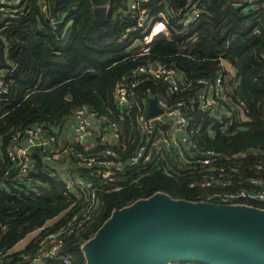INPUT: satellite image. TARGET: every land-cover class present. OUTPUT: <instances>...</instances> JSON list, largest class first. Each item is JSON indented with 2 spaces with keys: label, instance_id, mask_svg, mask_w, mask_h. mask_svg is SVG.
<instances>
[{
  "label": "trees",
  "instance_id": "trees-1",
  "mask_svg": "<svg viewBox=\"0 0 264 264\" xmlns=\"http://www.w3.org/2000/svg\"><path fill=\"white\" fill-rule=\"evenodd\" d=\"M122 1L42 0L48 4L50 16L64 19L60 27L46 18L40 0H24L25 10L0 16V30L5 28L3 35L0 33V66L6 70L9 86V91L0 95V224L5 225L0 229V264H14L20 249L15 252L13 247L75 201L74 195L65 192L57 164L72 166L81 175L86 171L73 153L54 161L47 160L43 150L36 148L28 176L19 177L7 157L14 136L36 123L53 132L67 129L73 122L74 109L86 105L102 123L116 120L128 140L140 110L133 102L120 106L114 90L121 79L130 84L132 79L122 75L148 57H159L155 54L163 55L161 58L180 73L185 88L168 95V101H183L196 129L192 138L201 146L226 154L239 153L241 156L228 162L252 166L242 170L243 176L257 173L256 163L264 167V12L250 14L252 4L235 7V3L246 0H194L201 6L200 18L180 31L172 23V15L170 32L155 36L150 55L138 56L144 29H135L137 17L128 13ZM171 1L178 17L179 7L187 0ZM97 5L108 6L104 21L95 18ZM142 6L149 9L151 3ZM16 64L20 68L14 72ZM219 74L228 78L232 99L226 124L219 122L216 110H203L196 101L201 88L198 79ZM139 77L134 91L138 100L145 97L142 105H147L149 97L166 93V83L143 74ZM242 114L247 118H241ZM157 126L163 127L165 122L157 121ZM102 146L98 144L90 152ZM188 147L182 149L189 152ZM133 150L130 145L127 152L117 154L124 168L113 181L95 177L99 183L95 187L97 206L91 219L85 228L68 236L63 246L72 264H87L83 245L115 209L157 192L200 200L214 190L190 186L199 167L187 161L176 147L164 146L150 161L137 164L128 160ZM8 171L10 174H6ZM251 203L264 208V201ZM76 205L72 209L76 210ZM35 242L30 239L21 251L33 250Z\"/></svg>",
  "mask_w": 264,
  "mask_h": 264
},
{
  "label": "built area",
  "instance_id": "built-area-1",
  "mask_svg": "<svg viewBox=\"0 0 264 264\" xmlns=\"http://www.w3.org/2000/svg\"><path fill=\"white\" fill-rule=\"evenodd\" d=\"M150 1L138 0L131 5V16L137 17V27L144 29L143 45L136 53L138 56L150 55L155 36L170 32L168 19L163 15L150 13L147 8L142 6V3ZM164 1L158 0L161 5H164ZM246 2L254 6L250 14L264 12V2L258 0H246ZM21 3L23 4L22 0H0V16L18 12ZM185 6V24L193 23L200 18L202 10L198 3L194 1L189 3L187 0ZM42 10L50 22L56 20L50 16L46 4L42 5ZM178 28L186 29L179 25ZM1 53L2 43L0 42V57ZM155 55L159 57H148L145 61L134 66L127 75H122V77L129 76L132 79L131 83L127 84L121 79L114 90V96L119 105L130 106V103L133 102L140 110L138 118L133 124L134 130L128 140L125 138L124 129L116 120L104 122L102 126L103 120L95 118V112L86 105L74 109L73 136L72 142L68 145L61 148L56 146L59 133L53 132L42 123L29 126L23 133L18 132L14 136L15 141L8 147L7 157L12 169L17 170L19 177L26 178L28 176L32 168V152L36 148L43 150L47 160L54 161L73 153L81 166L86 168L85 173L81 175L77 174L76 169L72 166L57 164V170L64 180L65 192L74 195L75 201L58 216L47 220L31 232V240L35 239L36 241L33 250L21 251L27 243L18 248L13 247L15 252L20 249L14 264H72L67 254L62 251L63 246L68 236L85 228L91 219L92 211L97 206L95 187L99 183L95 177L113 181L116 178L115 175L124 168V161L117 154L127 152L130 145L134 146L128 159L132 164L150 161L153 155L164 146L178 148L187 161L199 167V174L193 176L190 186L214 189L201 199L248 205H253L251 202L256 200L264 201V167L256 163L254 168L258 172L250 176H243L242 170L252 166L228 162L232 158L241 156L239 153L226 154L213 147L201 146L197 140L192 138L196 129L191 126L193 118L185 112L183 101L178 100L176 103L168 101V95L185 88L184 85H181L180 73L174 66L161 58L163 55ZM142 74L167 84L166 93H161L157 97L159 105L164 108V113L161 115L148 118L146 115L148 101L147 105H142L141 102L145 100V97L141 96L139 100L137 99L134 88ZM227 80L228 78L224 74H219L214 78L200 77L197 81L201 84V88L197 92L196 101L203 110H216L221 123H225L226 117L231 115L232 99ZM8 91L6 70L0 66V95ZM157 121H164L165 126L158 128ZM98 144L103 146L96 152H90ZM187 144H189V152L182 149V146ZM75 145H80L81 148H75ZM6 174H10V171ZM74 205H76V210L72 209ZM3 228L5 225L0 224V229ZM8 253L10 252H5V254ZM162 264L205 263L172 261Z\"/></svg>",
  "mask_w": 264,
  "mask_h": 264
},
{
  "label": "water",
  "instance_id": "water-1",
  "mask_svg": "<svg viewBox=\"0 0 264 264\" xmlns=\"http://www.w3.org/2000/svg\"><path fill=\"white\" fill-rule=\"evenodd\" d=\"M106 11V5L95 6L96 19L103 21ZM163 113L157 98L149 97L147 117ZM83 250L87 264H264V208L157 192L115 209Z\"/></svg>",
  "mask_w": 264,
  "mask_h": 264
},
{
  "label": "crops",
  "instance_id": "crops-1",
  "mask_svg": "<svg viewBox=\"0 0 264 264\" xmlns=\"http://www.w3.org/2000/svg\"><path fill=\"white\" fill-rule=\"evenodd\" d=\"M23 1V4L21 3L20 6H19V9L20 10H25L26 6H27V3ZM135 1H138V0H123L122 1V4L123 6L128 10V13H130V10H131V5L135 2ZM40 2L43 4H46L45 2L43 3L42 0H40ZM164 5H161L158 0H151L149 3H151V7L149 9H147L150 13H155L157 15H163L166 19H168L170 22L171 21V16H172V19L175 20V22H172V23H175L176 24V29H179L178 28V25L179 26H182V27H185L186 29L191 26L193 23H189V24H185V19H184V11H185V5L182 6V7H179L178 9V17L176 16V13L172 7V1L171 0H165L164 1ZM241 4V7H238V8H243L247 5V2H238ZM237 4V3H235ZM48 6V4H46ZM159 5V6H158ZM107 6V5H106ZM107 11H108V6H107ZM107 11H106V16H107ZM95 14V13H94ZM3 16V15H2ZM96 18V16H95ZM177 18V19H176ZM106 19V18H105ZM104 19V20H105ZM59 20H63L64 22V19L62 18H59V19H56L54 22H51V24H54L55 25V22L59 21ZM97 20V19H96ZM103 20V21H104ZM197 21V20H196ZM63 24V23H62ZM178 24V25H177ZM69 24H67L68 26ZM135 29H138V27H136ZM180 30V29H179ZM182 31V30H180ZM227 66L229 68L232 69V67L229 65V63H227ZM121 106V105H120ZM241 118H247V115L245 114H242L241 115ZM57 133L58 134V143H57V146L58 147H63L65 145H68L72 142V136H73V126H72V123L70 125V127H68L67 129H60ZM252 175V174H251ZM247 176H250V175H247ZM31 239V233H29L26 237H24L22 240H20L16 247H20V246H24L29 240Z\"/></svg>",
  "mask_w": 264,
  "mask_h": 264
},
{
  "label": "rangeland",
  "instance_id": "rangeland-1",
  "mask_svg": "<svg viewBox=\"0 0 264 264\" xmlns=\"http://www.w3.org/2000/svg\"><path fill=\"white\" fill-rule=\"evenodd\" d=\"M192 1H194V0H189V3H191ZM11 251V249L10 250H8L7 252H10Z\"/></svg>",
  "mask_w": 264,
  "mask_h": 264
}]
</instances>
